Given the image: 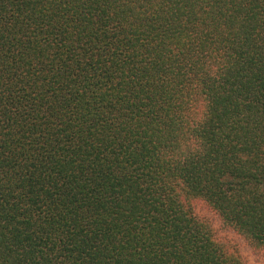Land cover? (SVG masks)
<instances>
[{"label": "trees", "instance_id": "trees-1", "mask_svg": "<svg viewBox=\"0 0 264 264\" xmlns=\"http://www.w3.org/2000/svg\"><path fill=\"white\" fill-rule=\"evenodd\" d=\"M264 253V0H0V264Z\"/></svg>", "mask_w": 264, "mask_h": 264}, {"label": "rangeland", "instance_id": "rangeland-1", "mask_svg": "<svg viewBox=\"0 0 264 264\" xmlns=\"http://www.w3.org/2000/svg\"><path fill=\"white\" fill-rule=\"evenodd\" d=\"M192 210L198 218L209 223L218 239L227 242L233 248L243 264H264V253L251 246L243 236L234 230L222 226L217 214L203 201H193Z\"/></svg>", "mask_w": 264, "mask_h": 264}]
</instances>
